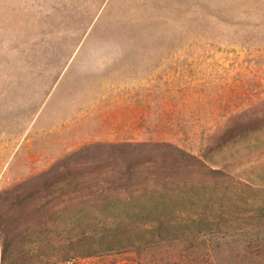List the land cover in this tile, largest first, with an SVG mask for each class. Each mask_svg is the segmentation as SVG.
I'll list each match as a JSON object with an SVG mask.
<instances>
[{
  "label": "rangeland",
  "instance_id": "rangeland-1",
  "mask_svg": "<svg viewBox=\"0 0 264 264\" xmlns=\"http://www.w3.org/2000/svg\"><path fill=\"white\" fill-rule=\"evenodd\" d=\"M263 118L264 0H0V190L152 138L264 185V150L224 140Z\"/></svg>",
  "mask_w": 264,
  "mask_h": 264
},
{
  "label": "trees",
  "instance_id": "trees-1",
  "mask_svg": "<svg viewBox=\"0 0 264 264\" xmlns=\"http://www.w3.org/2000/svg\"><path fill=\"white\" fill-rule=\"evenodd\" d=\"M225 134L264 150V118ZM66 157L0 190V264H264V185L227 163L153 138Z\"/></svg>",
  "mask_w": 264,
  "mask_h": 264
}]
</instances>
